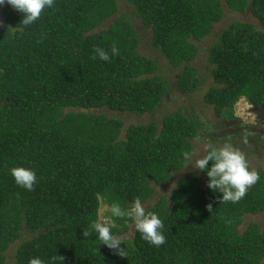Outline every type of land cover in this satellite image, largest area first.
I'll list each match as a JSON object with an SVG mask.
<instances>
[{
    "label": "trees",
    "instance_id": "obj_1",
    "mask_svg": "<svg viewBox=\"0 0 264 264\" xmlns=\"http://www.w3.org/2000/svg\"><path fill=\"white\" fill-rule=\"evenodd\" d=\"M127 1L132 17L119 12L117 0H55L29 26L10 5L0 6V264L17 240L13 264L34 257L45 264H264V230L253 221L240 231L245 215L264 212V169L236 203L220 202L204 172L156 198L155 186L178 179L183 153L195 156L197 140L222 146L227 139L210 134L198 111L165 112L125 130L123 117L113 115L153 114L172 91L159 60L138 50L145 32L178 69V90L203 89L193 40L221 21L222 0ZM223 1L264 27V0ZM113 44L119 54L109 62L96 57V48L111 55ZM208 60L213 82L200 103L215 116L233 119L241 98L256 107L264 102V30L230 22ZM19 166L35 171L32 191L15 183L10 169ZM135 198L161 218L160 247L135 226L125 237L133 222L111 215L113 202L127 212ZM102 204L126 257L99 245L95 233L83 236Z\"/></svg>",
    "mask_w": 264,
    "mask_h": 264
},
{
    "label": "clouds",
    "instance_id": "obj_2",
    "mask_svg": "<svg viewBox=\"0 0 264 264\" xmlns=\"http://www.w3.org/2000/svg\"><path fill=\"white\" fill-rule=\"evenodd\" d=\"M6 3L13 10L21 13L23 16L21 23L24 26H29L40 19L45 9L53 8L55 0H0V6ZM95 53L100 60L109 62L111 56L119 54V49L116 44H113L111 55L103 48H96ZM250 106L256 107L251 104ZM262 106L264 107V102L258 107ZM256 108L257 113L258 109ZM234 118H237L236 115ZM216 119H218L217 116ZM254 141L256 140L254 139ZM253 152L256 154L260 151L255 149ZM183 156L185 161H187V166L190 165L192 169L206 174L207 187L212 192L220 194V202L236 203L240 201L246 196L249 187L259 179L258 174L250 169L245 154L229 142L223 143L222 146L208 144L203 155L193 156L189 152H184ZM10 173L15 183L28 191H32L37 183L36 173L31 168L23 166L13 167L10 169ZM211 207V205H208L209 210H211ZM110 213L113 217H127L131 220L134 223L135 230L149 244L160 247L166 242L163 234L164 224L161 218L157 213L147 211L140 198L133 200L127 212L122 210L119 203L113 202L110 205ZM90 227L91 231L83 230L84 237L95 233L99 245H104L110 250H114L121 257H126L125 248L121 247L122 244L124 245L123 238L112 232L114 225L98 220L94 221ZM29 264H45V260L40 257H34L29 260Z\"/></svg>",
    "mask_w": 264,
    "mask_h": 264
},
{
    "label": "rangeland",
    "instance_id": "obj_3",
    "mask_svg": "<svg viewBox=\"0 0 264 264\" xmlns=\"http://www.w3.org/2000/svg\"><path fill=\"white\" fill-rule=\"evenodd\" d=\"M118 6H119V12L125 13L126 15L133 16V10L132 5L127 0H117ZM223 3V12L224 16L221 19L220 22L214 23L213 29L211 33L204 37L202 40H193L197 47H198V55L194 59L193 63L195 67L198 69L200 74V79L203 82V89L187 95L182 93L175 84L176 75L178 73V69L171 66V64L168 62L167 58L161 54L160 51L155 50L150 45L148 38H149V32H145L142 36V42L138 47V50L146 55H150L152 57H155L159 60L160 63V74L165 77L168 82L170 83V86H172V91L166 95V98L161 103L160 107L157 109V111L153 114H146V115H131V114H123L120 115L118 113H113L114 116L123 117V120L125 121V128L129 125L130 122L135 123H145L149 121L150 119H159L160 115L173 111V110H181L185 114L188 110L190 111H198L199 115H205L206 116V123L207 126H204L207 128V130L210 132V134L213 135H222L227 130L228 123H223V121L218 118L216 119V116L214 114L213 109H209V107H212L208 104L201 105V100L203 98L204 92L207 90L206 87L210 85L212 81V76L210 74L211 64L209 63L208 57H209V49L214 44V42L219 38L221 31L228 26L230 22L233 21H243V22H250L256 26L257 29L264 30V27H262L259 22L250 14L249 11L247 12H236L230 10V8L225 5L224 1ZM138 22V23H137ZM137 24L139 25L140 20H137ZM106 23H104L105 25ZM103 25V26H104ZM140 27V25H139ZM205 106V107H204ZM208 108V109H207ZM95 111V110H94ZM233 113L238 118L240 125H253L256 127V129H259L261 125H264V109L262 111H258L256 113V110L254 107H251L250 104L241 98L238 102L235 103L233 106ZM215 117V118H214ZM221 120V121H220ZM220 121V122H219ZM205 131V130H204ZM254 135H259L260 138L256 141H252L254 144V147L248 148L245 146V144H251V140H247L244 138L246 143H241V145L236 146L237 148H241L240 150L245 154L249 161V165H251V170H254L256 172L257 168L264 169V133L262 131H254ZM239 135V136H243ZM228 140V139H227ZM212 141H206L204 142L203 139L197 140V147L196 150H194V155H203L204 150L206 146L211 143ZM257 150L261 152H257L254 154V150ZM189 174H197L203 176V172L194 170L189 165L187 166V163L181 168V170L178 171L177 177L178 179L172 178L169 181H167L164 184L155 186V197H159L162 194H168L172 188H175L177 185V182L179 179L185 178ZM201 187L203 196H206V186L205 182L203 181V178L201 179ZM108 211V208L106 205L102 204L99 208V221H108V217L106 216V212ZM255 221L257 225L260 227L261 230H264V212H261L259 214H248L244 216V222L240 226V231H243V229L246 227V225L249 222ZM134 223L130 224L131 229L129 232L125 235V237H132L134 233L133 229ZM21 242V240H17L14 243H11L9 248L6 251L8 262L7 264H13L14 263V254L15 250L17 248V245Z\"/></svg>",
    "mask_w": 264,
    "mask_h": 264
},
{
    "label": "crops",
    "instance_id": "obj_4",
    "mask_svg": "<svg viewBox=\"0 0 264 264\" xmlns=\"http://www.w3.org/2000/svg\"><path fill=\"white\" fill-rule=\"evenodd\" d=\"M223 123L229 122L228 123V127L227 130L223 133H221L222 135H217L220 137H225L226 139H228L227 141L229 143H232L235 146L241 145L242 140L244 138H251V139H259L260 136L259 135H254V131H258L259 129H256V127H254L253 125L251 126H245V125H240L238 118H233V119H227V118H220ZM226 119V120H224ZM220 120V121H221ZM219 121V122H220ZM264 125H261V127H259L260 129H263ZM244 134L245 136H243L242 138L239 137V135ZM241 140V142H240ZM241 149V148H240Z\"/></svg>",
    "mask_w": 264,
    "mask_h": 264
},
{
    "label": "flooded vegetation",
    "instance_id": "obj_5",
    "mask_svg": "<svg viewBox=\"0 0 264 264\" xmlns=\"http://www.w3.org/2000/svg\"><path fill=\"white\" fill-rule=\"evenodd\" d=\"M254 108H256V107H254ZM256 109H258V111H262L263 109H264V107L262 106V107H258V108H256ZM258 131H262L263 133H264V126H263V129H260V130H258ZM243 136H245V135H243ZM243 136H239L240 138H242ZM249 141L251 140V144H248L247 145V141H245V140H242V142H244V143H246L245 144V146H247L248 148H250V147H254V144H253V142H254V139H248ZM253 141V142H252ZM240 142H241V140H240Z\"/></svg>",
    "mask_w": 264,
    "mask_h": 264
}]
</instances>
